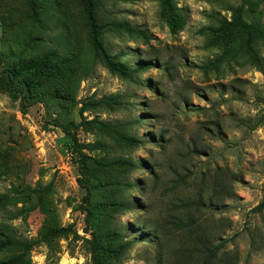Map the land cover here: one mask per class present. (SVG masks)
Wrapping results in <instances>:
<instances>
[{
  "label": "rangeland",
  "instance_id": "374dc122",
  "mask_svg": "<svg viewBox=\"0 0 264 264\" xmlns=\"http://www.w3.org/2000/svg\"><path fill=\"white\" fill-rule=\"evenodd\" d=\"M171 1L176 33L162 0H101L119 77L81 0H0V78L17 72L0 87V223L35 242L29 264H92V245L104 264H205L201 242L219 246L209 264H264V0ZM240 5L260 65L239 40L214 65L212 28Z\"/></svg>",
  "mask_w": 264,
  "mask_h": 264
},
{
  "label": "trees",
  "instance_id": "16d2710c",
  "mask_svg": "<svg viewBox=\"0 0 264 264\" xmlns=\"http://www.w3.org/2000/svg\"><path fill=\"white\" fill-rule=\"evenodd\" d=\"M85 17L87 22L92 29V44L93 51L97 58L101 60L104 67L112 74H115L119 77L128 76V66L120 60H117L115 55L109 54L104 48L102 41L99 37L98 24L96 19V10L101 0H81ZM243 3H250V0H242ZM161 15L165 21L166 26L168 27L171 33H176L180 30L184 24L185 16L181 13L180 9L172 4L171 0H162V11ZM255 28L247 24L242 17V5L232 10L231 16L229 18L222 17L218 19V24L212 28V41L214 44H219L223 47L222 56L214 61V65L217 64L221 58L227 54L234 41L239 40L241 48L245 50L250 58L260 65L259 56L256 53V50L253 43V32ZM150 63L142 62L138 65V69H146L150 67ZM6 76L0 78V87L6 91H12V84L17 77V72L12 68H7L4 70ZM23 84V83H22ZM88 106L96 105L93 102H86ZM21 107L24 105L21 103ZM67 131V130H66ZM68 133V131L66 132ZM77 143V141H75ZM79 170L83 172L84 164L81 162L78 166ZM263 203L258 204L254 209L259 210L263 207ZM70 226L61 227V228H52L53 232L58 233L60 236L67 237L70 233ZM75 238L77 234L73 232ZM203 240L206 243L210 238H205L204 235L197 234L196 240ZM34 241L21 239L18 236L13 234V231L5 223H0V249L1 248H14L21 250L19 254L13 256L4 264H29L30 260L26 257V253L34 245ZM128 243H125L127 247ZM207 253V260L204 261L205 264H209L213 258L216 257V253L219 250V246L210 247L204 242H201V252ZM92 264H104V259H101L100 255L97 252V249L94 245L90 246Z\"/></svg>",
  "mask_w": 264,
  "mask_h": 264
}]
</instances>
